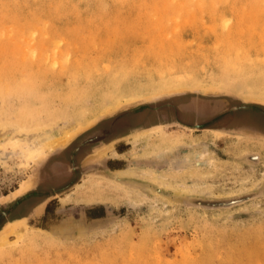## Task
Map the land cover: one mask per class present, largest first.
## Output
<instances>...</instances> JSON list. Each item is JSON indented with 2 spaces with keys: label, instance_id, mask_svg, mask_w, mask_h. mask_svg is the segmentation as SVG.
<instances>
[{
  "label": "rangeland",
  "instance_id": "374dc122",
  "mask_svg": "<svg viewBox=\"0 0 264 264\" xmlns=\"http://www.w3.org/2000/svg\"><path fill=\"white\" fill-rule=\"evenodd\" d=\"M262 92L264 0H0V199L35 175L0 203V264H264ZM191 101L220 106L188 122ZM116 115L139 129L123 159L99 141L79 165L72 150Z\"/></svg>",
  "mask_w": 264,
  "mask_h": 264
},
{
  "label": "bare ground",
  "instance_id": "6f19581e",
  "mask_svg": "<svg viewBox=\"0 0 264 264\" xmlns=\"http://www.w3.org/2000/svg\"><path fill=\"white\" fill-rule=\"evenodd\" d=\"M97 13V12H96ZM99 14V13H98ZM105 18V17H104ZM28 42V41H27ZM59 43V42H58ZM21 58V57H20ZM23 59V58H22ZM21 60V59H20ZM121 64V63H120ZM91 75V74H90ZM49 79V78H48ZM49 81V80H48ZM23 84V83H22ZM180 84V83H179ZM180 85H186L185 83L184 84H180ZM207 86V85H206ZM169 87V86H168ZM219 87L216 86V85H212V86H209V87H204V90L203 92H205L206 94H210V93H218L220 90L218 89ZM41 91V90H40ZM251 91V90H250ZM257 91V90H256ZM171 92V91H170ZM258 92V91H257ZM132 93V92H131ZM136 93V92H135ZM264 96V92H262V94ZM18 96V95H17ZM8 97V96H7ZM149 97V96H148ZM149 98H153V97H149ZM134 101V100H133ZM259 101H262L264 103V100L260 99ZM131 102V101H130ZM130 102H127V103H130ZM211 102V101H210ZM127 103H124V104H127ZM207 103V102H206ZM206 103H200V102H197V101H191L189 105L187 106H190L188 108H194L198 111H201L202 113H210L216 109L219 108L220 104L219 103H214L212 106H208L206 105ZM212 104V103H211ZM190 110V109H188ZM194 112V111H193ZM17 113V112H16ZM208 115V114H207ZM192 116V115H191ZM199 116V115H198ZM202 116V115H201ZM236 122V125H240V124H251V121H249L248 118H243V119H240L237 121V119L235 120ZM253 123V122H252ZM235 124V123H233ZM94 137H99L100 135L104 134L102 130H98L97 132L93 133ZM41 149V148H40ZM40 149H37L35 150V152L33 153V156H32V160L35 159V158H38V157H41V155L43 154L44 150H40ZM111 149V148H110ZM167 150V149H166ZM163 151V150H162ZM165 151V150H164ZM161 152V151H160ZM191 153V152H190ZM194 153V152H193ZM160 158H163L165 160L168 161L169 159V162H171L172 166H174L175 168H180L181 166L180 165H183V163H185V161L187 160V158H179L178 160H174L173 158H170L171 154L169 153H161L160 155ZM189 158H192V156H188V159ZM206 161V160H205ZM63 168V167H62ZM118 171V170H117ZM59 173V172H58ZM57 173V174H58ZM62 172H60V174L58 176L61 175ZM122 173L124 174H137V175H140V176H143V177H148L150 172L149 171H146L144 169H128V170H122ZM54 174V173H53ZM52 174V175H53ZM54 176V175H53ZM63 176V175H62ZM126 176V175H125ZM31 184H30V183ZM32 178H30V180H25V182H21L22 184L14 191H12L9 195H8V198H12V197H15L17 195H20L22 193H24L26 190H27V186H26V183H29L30 185H32ZM77 185V184H76ZM80 188V187H79ZM78 189V188H77ZM100 194V193H99ZM106 195V194H105ZM99 200V199H98ZM40 206V205H39ZM35 208H39V207H35ZM36 211V210H35ZM34 211V212H35ZM33 212V213H34ZM67 223V222H66ZM69 224V223H68ZM82 224V223H81ZM12 223H7L3 228L2 230L0 231V234L1 235H5L7 236V233L12 229ZM63 227V226H62ZM67 228V227H65ZM64 228V229H65ZM63 230V229H62ZM66 230V229H65ZM60 231V230H59ZM69 231V230H68Z\"/></svg>",
  "mask_w": 264,
  "mask_h": 264
},
{
  "label": "flooded vegetation",
  "instance_id": "af4514ba",
  "mask_svg": "<svg viewBox=\"0 0 264 264\" xmlns=\"http://www.w3.org/2000/svg\"><path fill=\"white\" fill-rule=\"evenodd\" d=\"M188 109H190V110H188ZM196 110V109H195ZM197 111V113H198V115H201V114H204V112L202 113L201 111H198V110H196ZM192 113H193V108H188L187 107V110L185 109V110H182V111H180V116H181V118L184 120V121H195V120H198V119H195V118H193V119H191V115H192ZM151 114H154V118L152 117V119H154V120H150V121H148V122H145L144 124L146 125V124H149V125H151V126H155V125H157L158 123H157V121L158 120H163V119H161L162 118V114L161 113H159V114H157V113H145V115H148L149 117L148 118H151ZM166 122H169L170 121V119L172 118V116H171V114L169 113V115H167L166 116ZM118 119H116L111 125H109V126H102L101 128H98V129H96V130H94L93 132H96L97 130H99V129H101V130H105V132H106V136L105 137H103V138H101L99 141L101 142V143H99V144H94V146L96 145L97 146V150H100V148H102L104 145H106V144H108L109 142H111L112 140H114L115 138H116V135L119 133V128H118V126L119 125H122L124 122L123 121H117ZM134 120H135V118H134ZM110 134H113L112 135V137H110L111 139H108L107 141L105 140V141H103L105 138H107L108 136H110ZM85 139V138H84ZM83 139V140H84ZM83 140H81L80 141V143L72 150V152H71V155L73 156V157H75L76 159H77V162L79 163V165H80V161H81V157H83L84 155H90L91 153H90V150H93V148L92 147H94V146H92L90 149H88L87 150V148H88V145L89 144H92V143H97V142H99V141H96V142H91V143H87V144H83ZM86 150V151H85ZM65 155H66V153H65ZM64 157L62 156V158H60V160H58L57 161V165H60L61 167H67L69 164H68V161H66V159H63ZM78 165V166H79ZM79 168H80V166H79ZM114 168H116V167H114ZM67 169V170H66ZM65 170H66V173H68V169H69V167H67ZM47 173H49L50 174V176H53V175H56L57 173L56 172H54L53 171V169H51V168H49V170H48V172ZM54 173V174H53ZM53 174V175H52ZM59 174V173H58ZM69 174V173H68ZM69 177V176H68ZM49 180V179H48ZM47 180V181H48ZM30 204H31V202L30 201H26V202H22L21 203V207L23 208V212H24V210L26 209V208H28L29 206H30ZM14 208V205H11V206H9L8 208H6L5 209V212H6V215L8 214V215H10V213H11V211H12V209ZM22 216V215H21ZM20 216V217H21ZM16 219V218H15ZM5 224V223H4ZM3 224V225H4ZM2 225V226H3ZM2 229V227L0 228V230Z\"/></svg>",
  "mask_w": 264,
  "mask_h": 264
},
{
  "label": "water",
  "instance_id": "95a60500",
  "mask_svg": "<svg viewBox=\"0 0 264 264\" xmlns=\"http://www.w3.org/2000/svg\"><path fill=\"white\" fill-rule=\"evenodd\" d=\"M184 93H186V92H184ZM210 94H214L215 95L216 93H210ZM216 95H220V93L216 94ZM159 97H161V96H159ZM159 97L139 100V101L124 105V107L125 106H134V105H138V104L144 103V102H150V101L155 100L156 98H159ZM248 103H260V104L264 105V103H261L259 101H254V100H249ZM245 107H246V105H245ZM119 115H116L115 119L116 118L118 119ZM182 125L189 127L188 124H182ZM193 127H198V125L194 124ZM93 133H95V132H93ZM93 133L88 135L83 140V144L99 141L101 138L106 136L105 130H104V134L100 135L99 137H94ZM133 134H130L129 136H131ZM32 179H35V175L32 176ZM9 194H7L2 199H0L1 200L0 203H7V202H10V201L11 202L12 201L18 202L19 200H21V199L25 198L26 196H28L30 193H26V194L23 193V194H21L19 196L12 197V198H8ZM254 194H255L254 192H247V193H244V194H240V195H236V196H229V197L191 196V197L185 198V202H187L188 205L194 206V207H201V208H205V209H215V208L227 207V206H230L232 204H236V203H240V202L246 201V200H248L250 198H253L255 196ZM1 215L5 216V217L7 216L5 210H1ZM8 222L9 221H7L6 223H8Z\"/></svg>",
  "mask_w": 264,
  "mask_h": 264
},
{
  "label": "crops",
  "instance_id": "0c3cea01",
  "mask_svg": "<svg viewBox=\"0 0 264 264\" xmlns=\"http://www.w3.org/2000/svg\"><path fill=\"white\" fill-rule=\"evenodd\" d=\"M143 115L142 113L140 114L139 113V116ZM101 130V129H99ZM139 129L137 128H132L130 129L129 131L127 130H124V131H121L119 132L117 135H116V138L114 140H112L111 142H109L108 144L104 145L102 148H104L105 146H107L108 148L110 146L113 147V151L115 154H113L111 156V159H123V154L125 153L126 149L124 147H122L121 149L118 148L117 145H120V144H126L128 143V140L126 139L130 134H133L135 132H137ZM98 131V130H97ZM96 131V132H97ZM103 133H104V130H102ZM101 148V149H102ZM88 156V155H87Z\"/></svg>",
  "mask_w": 264,
  "mask_h": 264
}]
</instances>
